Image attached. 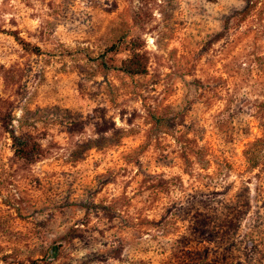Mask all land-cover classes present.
<instances>
[{"label": "rangeland", "instance_id": "rangeland-1", "mask_svg": "<svg viewBox=\"0 0 264 264\" xmlns=\"http://www.w3.org/2000/svg\"><path fill=\"white\" fill-rule=\"evenodd\" d=\"M263 135L264 0H0V264H264Z\"/></svg>", "mask_w": 264, "mask_h": 264}, {"label": "trees", "instance_id": "trees-1", "mask_svg": "<svg viewBox=\"0 0 264 264\" xmlns=\"http://www.w3.org/2000/svg\"><path fill=\"white\" fill-rule=\"evenodd\" d=\"M121 40H124V38H121ZM118 43L122 44V42L120 41L116 42L115 44L110 45L104 52L109 54H116L119 51ZM111 60L112 59H110V61ZM100 64L103 65V67L105 66L104 62H101ZM111 67H113L112 69H115L129 77L142 75L145 71L142 58L136 52H131V56H129L127 59L121 60L119 62V66ZM151 119L153 122V127L154 129H157L158 134H163L164 132L162 131L166 130L172 132L176 125H180L179 123H169L170 120L156 118L155 116H151ZM9 139L11 141L12 156L16 160H37L42 157L41 151L39 150L38 146L34 142H32L30 138H20L10 133ZM243 154L247 161V168L255 169L260 167V157L264 155V135L260 139L251 142L249 146L244 150ZM244 207L247 208V204H242V209L237 212L236 218H229L226 220V231L232 232V230H234L237 218L241 215L246 214V209ZM231 243L232 242L230 241V244ZM228 245L229 242L227 243V246ZM193 261L194 264H205L206 262L205 258L200 257V255H195Z\"/></svg>", "mask_w": 264, "mask_h": 264}]
</instances>
